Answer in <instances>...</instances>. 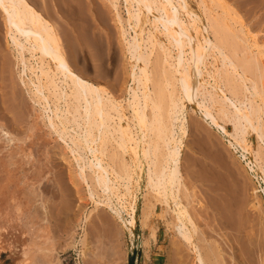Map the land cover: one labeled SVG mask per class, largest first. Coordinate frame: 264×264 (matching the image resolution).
<instances>
[{
    "label": "bare ground",
    "instance_id": "obj_1",
    "mask_svg": "<svg viewBox=\"0 0 264 264\" xmlns=\"http://www.w3.org/2000/svg\"><path fill=\"white\" fill-rule=\"evenodd\" d=\"M124 1L127 25L134 31L131 40L124 37L131 54L134 80L132 97L126 105L117 96L119 92L113 94L103 85L104 77L87 75L85 70L78 68L77 54L84 52L86 45L98 55L99 64L108 72L116 68L118 49L123 48L117 46L114 36H110L105 44L98 28L78 10L75 0H61L59 3L71 17L64 25L55 24L50 19L53 15L46 2L40 6L33 0H0V13L5 18L15 56L14 61L4 53L0 54L2 102L5 107L10 105L11 110L18 109V85L21 83L27 89L29 99L48 111L53 131L63 139L69 136L71 146L74 145L71 149L78 152L76 158L83 159L79 149L86 151L87 162L81 165L88 168L84 179L91 198H95L97 189L102 190V195L94 199L97 206L102 204L111 208L131 235L137 222V190L147 163L151 198L146 200L139 219L141 226L146 227L153 213L163 217L168 211L173 212L171 224L176 239L167 251V264H228L224 251L236 260L235 264H255L247 249L244 250L243 246L238 249V243L231 241L228 232L217 234L226 241L231 252L212 237L215 233L210 235L200 228V217L190 212L189 200H184L187 195L183 190L181 169L189 124L187 126L186 118L180 119L179 115L190 106L193 111H199L210 126L225 134L235 152H241V159L246 160L249 171L258 173L264 181V148H254L247 138L254 133L264 146V53L255 38L256 52L253 45L248 44L243 33L246 24L242 16L222 0H211L212 4L221 7V13L215 11L217 8L210 10L211 3L208 5L204 0ZM111 2L116 7L117 0ZM118 18L122 21L119 15ZM83 20L86 22L84 29L89 34L87 40L80 33L79 27L82 26H78ZM230 20L240 25L238 30ZM146 30L149 35L145 40ZM156 46L161 52L154 75L151 55ZM88 58H84L87 71L90 70ZM106 61H110L107 66ZM14 68L20 83L14 76ZM204 99L207 104L203 103ZM127 108H130V114ZM228 123L233 124V132L228 130ZM3 132V143L13 141L7 131L3 129ZM70 179L74 182L72 177ZM255 192L257 194L260 190L255 189ZM158 204L161 211L155 209ZM217 212L221 228L226 230L227 216L220 208ZM262 244L263 248L258 249L261 255L264 254ZM80 254L84 257L87 252L83 248ZM48 256L47 249L43 257L47 259ZM56 260L54 264H60L61 260ZM259 264H264V256Z\"/></svg>",
    "mask_w": 264,
    "mask_h": 264
},
{
    "label": "rangeland",
    "instance_id": "obj_2",
    "mask_svg": "<svg viewBox=\"0 0 264 264\" xmlns=\"http://www.w3.org/2000/svg\"><path fill=\"white\" fill-rule=\"evenodd\" d=\"M33 1L40 6L43 2L48 4L53 15L50 19L55 24L64 25L66 21L71 20L70 13L67 14V11L61 8L59 4L61 0ZM75 1L77 6L79 5L78 10L86 14L90 22L98 28L105 44L110 36H114L116 43L118 42L117 46L123 48L118 49L119 62L116 68L108 72L99 64L98 55L89 48V45H86L88 48L84 46V52L77 54V65H80L78 68L85 70L87 75L104 77L103 85L113 94L119 92L117 96L126 105L132 97L134 85L130 65L131 54L124 38L126 36L128 40H131L134 35L133 29L127 25L126 3L124 0H117V5L114 7L111 0ZM204 1L208 5L211 3L210 10L217 8L218 10L215 11L221 13L220 6L214 3L213 5L211 0ZM222 1L242 16L246 24L243 33L249 40L248 44L253 45L256 52L258 48L254 45L255 38L260 50L264 53V0ZM89 6H92L90 11H88ZM210 10L208 12H211ZM118 15L122 21H118ZM83 21L78 23V26H82L79 27L81 31L79 32L87 40L86 37H89V34L87 35L84 29L86 22ZM230 22L236 25L235 29L238 30L240 25L234 23V20ZM149 27L148 24L147 29ZM148 35L149 30H146L145 40ZM210 37L213 38L212 33ZM157 47L159 46H156L151 55L154 67L152 63L150 68L153 67L154 75H156V60L159 59L158 55L161 52V49ZM3 53L15 61L14 46L7 31L5 18L0 13V54L3 55ZM86 56H89L90 60L88 71L85 68ZM109 62L106 61V66ZM136 71L138 69L136 70L135 67ZM17 75L18 72L14 68V76L18 79ZM17 82L20 83V80L18 79ZM19 85V97L22 99H19L18 109L11 110L10 105L6 108L0 95V160H2L0 161V264H54L57 258L61 260L60 264H129L131 257L133 264H167V251L172 241L176 239V231L171 224L173 212L170 210L163 217L153 213L146 227L141 226L139 219L146 200L151 198L147 163L144 165L141 183L137 190L135 214L137 222L134 234L131 235L111 208L102 204L97 206L94 199L102 195V190L97 189L95 198H91L86 178L84 179L88 174V168L82 166L88 156L86 151L79 149L83 159H77L78 152L71 149L74 145L71 146L73 143L69 136L66 135L63 139L53 131L49 125L48 111H44L41 104L31 101L27 95V89L21 83ZM199 99L202 101V98ZM64 103L63 100L61 102L63 108ZM203 103L207 104V99H204ZM127 112L130 114V108H127ZM179 116L180 119L184 116L187 126L189 124V133L184 140L181 169L183 190L187 195L184 200H189L190 212L196 217L198 215L197 218L200 217L201 220H198L201 223L197 221L199 227L210 232V235L215 233L212 237L228 251L232 250L219 234L228 232L231 241L238 243L237 248L241 249L243 246L244 250L247 249L248 256H252L251 261L259 264L264 256L258 251L263 248L262 243H264V228L262 229L264 227V181L258 173L249 171L246 160L241 159V152H235L229 146L225 134L210 126L199 111H193L190 106ZM175 122L179 123V121ZM227 127L229 131L233 130L232 123H228ZM177 128L175 126V130H178ZM3 129L13 138L10 143H3L1 140L4 138ZM73 133L74 131L71 130V134ZM247 138L254 148H264L256 134L248 135ZM18 176L20 179H17ZM70 177L74 182L69 180ZM255 189L260 192L256 194ZM257 201L260 203L258 204ZM253 202L257 204L253 205ZM219 208L228 219L225 222L226 230L221 228L218 220ZM155 209L161 211V205L158 204ZM208 226L214 230H210ZM45 247L48 248L45 249ZM83 248L87 252L84 257L80 254ZM44 249H48L47 259L43 257ZM224 253L228 264L236 263L229 253L226 251ZM120 256L123 257L122 260L119 259Z\"/></svg>",
    "mask_w": 264,
    "mask_h": 264
},
{
    "label": "trees",
    "instance_id": "obj_3",
    "mask_svg": "<svg viewBox=\"0 0 264 264\" xmlns=\"http://www.w3.org/2000/svg\"><path fill=\"white\" fill-rule=\"evenodd\" d=\"M129 264H133V258L132 257L129 259Z\"/></svg>",
    "mask_w": 264,
    "mask_h": 264
}]
</instances>
